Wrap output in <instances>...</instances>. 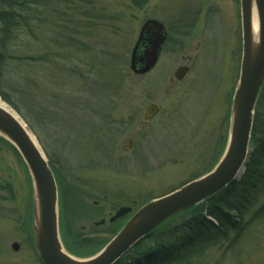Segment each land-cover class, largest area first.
<instances>
[{
  "label": "rangeland",
  "instance_id": "rangeland-1",
  "mask_svg": "<svg viewBox=\"0 0 264 264\" xmlns=\"http://www.w3.org/2000/svg\"><path fill=\"white\" fill-rule=\"evenodd\" d=\"M148 20L161 22L168 39L158 65L141 76L130 60ZM31 25L33 33L9 54L16 60L6 57L0 67V89L25 115L33 103L48 107L45 137L58 170L61 241L85 260L147 201L210 173L223 157L243 55L240 0H49ZM48 53L59 54L67 70L32 69L21 58ZM181 66L190 71L179 82L174 73ZM152 104L160 111L146 122ZM6 142L0 139V264H43L33 181ZM125 206L133 211L118 230L109 219ZM247 220L186 264H264V214Z\"/></svg>",
  "mask_w": 264,
  "mask_h": 264
},
{
  "label": "water",
  "instance_id": "water-1",
  "mask_svg": "<svg viewBox=\"0 0 264 264\" xmlns=\"http://www.w3.org/2000/svg\"><path fill=\"white\" fill-rule=\"evenodd\" d=\"M240 1L243 55L239 83L233 100L229 140L223 157L210 173L141 207L106 247L92 258L79 260L65 250L59 227V191L47 157L20 117L5 104L0 105V137L18 151L33 181L34 238L44 264H116L162 224L202 204L243 175L250 151L255 107L264 83V0ZM254 7L259 18L258 45L253 36ZM167 38L168 32L162 23L156 20L145 22L131 53L132 72L141 76L150 73L160 61ZM189 70L186 66L177 68L175 79L183 81ZM159 111L157 105H150L144 120H153ZM131 146L130 141L127 148ZM131 213V207H122L109 222L114 223ZM12 249L18 252L19 244L13 243Z\"/></svg>",
  "mask_w": 264,
  "mask_h": 264
},
{
  "label": "trees",
  "instance_id": "trees-1",
  "mask_svg": "<svg viewBox=\"0 0 264 264\" xmlns=\"http://www.w3.org/2000/svg\"><path fill=\"white\" fill-rule=\"evenodd\" d=\"M48 1L0 0V67L6 63V57L10 60H16L9 54H11L21 36L33 33L31 22L35 19L36 12H39L40 8ZM50 55L52 54L48 53L42 58L37 56H23L21 58L32 69L43 66L48 68L49 72L56 71L60 67L67 70L68 65L66 67L63 65L59 54ZM55 76V81L60 79L57 74ZM49 79L53 82L51 78ZM28 83L29 80L26 81V84ZM34 83L31 82L33 86ZM0 96L25 120L28 128L35 134L49 159V165L58 182V170L52 161L49 152L50 145L48 142L46 144L45 137L50 133L49 127H51L47 118L48 107L33 103L30 105V114L25 115L18 105L10 100L9 95L1 89ZM0 139L6 142L3 138L0 137ZM8 144L10 145V143ZM11 147L18 154L12 145ZM152 200L154 199L147 202ZM263 214L264 83L255 108L250 153L243 175L204 203L175 216L161 225L136 244L117 264H127L128 262H133V264H186L190 262L192 255L204 254L207 250L228 240L232 232L241 231L240 224L245 222L246 219H248V224L253 218H258ZM209 219H214L217 224L212 223ZM172 220L175 221L171 222ZM120 222L122 220L112 224V226H117L119 230L118 224ZM114 234H117V231ZM147 241L151 242L148 246L145 245ZM81 242H88L83 245L92 243L91 240ZM142 249L143 251H140ZM134 254L138 257H131Z\"/></svg>",
  "mask_w": 264,
  "mask_h": 264
},
{
  "label": "bare ground",
  "instance_id": "bare-ground-1",
  "mask_svg": "<svg viewBox=\"0 0 264 264\" xmlns=\"http://www.w3.org/2000/svg\"><path fill=\"white\" fill-rule=\"evenodd\" d=\"M252 23H253V36H254L256 45H258L259 43V18H258L257 10L255 7L253 9ZM0 105L5 106L3 102L1 101V99H0Z\"/></svg>",
  "mask_w": 264,
  "mask_h": 264
},
{
  "label": "flooded vegetation",
  "instance_id": "flooded-vegetation-1",
  "mask_svg": "<svg viewBox=\"0 0 264 264\" xmlns=\"http://www.w3.org/2000/svg\"><path fill=\"white\" fill-rule=\"evenodd\" d=\"M240 7H241V1H240ZM241 20H242V11H241Z\"/></svg>",
  "mask_w": 264,
  "mask_h": 264
}]
</instances>
